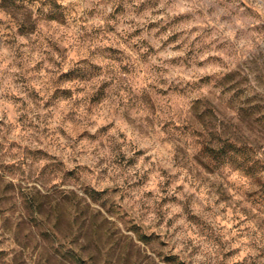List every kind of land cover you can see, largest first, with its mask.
Segmentation results:
<instances>
[{
  "label": "rangeland",
  "instance_id": "1",
  "mask_svg": "<svg viewBox=\"0 0 264 264\" xmlns=\"http://www.w3.org/2000/svg\"><path fill=\"white\" fill-rule=\"evenodd\" d=\"M0 264H264V0H0Z\"/></svg>",
  "mask_w": 264,
  "mask_h": 264
},
{
  "label": "trees",
  "instance_id": "2",
  "mask_svg": "<svg viewBox=\"0 0 264 264\" xmlns=\"http://www.w3.org/2000/svg\"><path fill=\"white\" fill-rule=\"evenodd\" d=\"M4 2H11L13 5L16 6V0H4ZM208 152H209V157L211 159L218 158V153L217 152L215 153V151H213L212 148L209 149Z\"/></svg>",
  "mask_w": 264,
  "mask_h": 264
}]
</instances>
